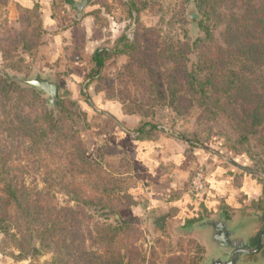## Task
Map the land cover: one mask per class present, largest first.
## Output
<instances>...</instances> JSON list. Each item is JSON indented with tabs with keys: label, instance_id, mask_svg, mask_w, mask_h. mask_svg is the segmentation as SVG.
<instances>
[{
	"label": "rangeland",
	"instance_id": "rangeland-1",
	"mask_svg": "<svg viewBox=\"0 0 264 264\" xmlns=\"http://www.w3.org/2000/svg\"><path fill=\"white\" fill-rule=\"evenodd\" d=\"M115 2L116 16L128 19L126 29L131 32L133 16L123 1ZM239 5L248 7L244 2ZM141 10L134 21L139 34L136 52L111 59L106 71L110 78L86 87L85 77L73 87L63 72L54 74L41 62L40 49L46 40L44 33L38 35V17L15 0H0V72L18 82L17 76L51 71L59 83V97L65 88L78 100L72 104L65 98L61 109L54 108L37 89L41 95L24 108L26 119L37 129L40 124L48 127L50 121L44 114L53 109L58 115L54 120L64 122L61 128L49 130L44 140L35 135L29 139L16 124L6 121L10 107L6 109L0 100V152L4 156L0 161V226L8 230L0 228V264H106L110 257L123 264H195L200 259L202 239L173 213L161 232L151 223L154 213L131 209L137 218L118 229L115 221L123 222L119 211L128 207L126 195L135 183L134 164L127 151L112 144L121 128L93 105L131 131L151 122L157 126L156 139L179 134L199 139L203 147L188 144L209 157L206 166L197 167L210 177L202 193L211 202L205 212L234 214L257 211L260 202L264 206V178L239 167L262 170L250 156L264 167V123L253 124V108L258 99H264V62L258 65V54L247 58L227 46L222 26L214 27V38L208 40L198 26L203 14L196 0H151ZM256 26L246 27L242 40L258 43V22ZM205 58H213L214 64L222 58L224 65L216 64L219 74L220 67L233 68L235 74L209 85L200 97L190 90L187 72ZM106 95L116 99L108 100ZM6 182L16 186L20 207L8 203ZM104 202L112 207L103 209ZM116 214L120 219L113 218ZM240 223L249 228V223ZM205 254L206 248L201 263Z\"/></svg>",
	"mask_w": 264,
	"mask_h": 264
},
{
	"label": "crops",
	"instance_id": "crops-1",
	"mask_svg": "<svg viewBox=\"0 0 264 264\" xmlns=\"http://www.w3.org/2000/svg\"><path fill=\"white\" fill-rule=\"evenodd\" d=\"M82 1L15 0L25 10L39 8L46 40L40 49V60L54 74L63 72L67 83L73 87L80 84L90 71L96 50L112 48L128 24V19L116 16L115 0H88L80 11L76 3ZM108 65L109 61L105 74ZM115 134L117 138L112 144L126 150L134 164L135 183L131 193L136 204L131 208L133 211L166 215V223L170 213L176 220L185 219L184 223L215 215L204 211L206 204L211 205L202 195L207 186L197 193L189 190L194 174L202 171L197 167L200 164L206 166L209 157L175 137L140 141L135 134L122 129ZM205 175L207 183L210 182V177ZM260 191L263 193V185ZM196 197H201L204 202Z\"/></svg>",
	"mask_w": 264,
	"mask_h": 264
},
{
	"label": "trees",
	"instance_id": "trees-1",
	"mask_svg": "<svg viewBox=\"0 0 264 264\" xmlns=\"http://www.w3.org/2000/svg\"><path fill=\"white\" fill-rule=\"evenodd\" d=\"M122 1L126 5L128 12L133 16L134 21H136L135 13L141 12L142 7L145 8L150 6L151 2V0H121V2ZM241 2H244L248 7L244 9L245 7L239 5V3ZM196 3L198 9L203 14L202 19L196 20L200 29H202L206 33V37L208 38V40L214 38V34L212 32V30H214V27L218 28L219 26H222V33L227 46L236 48L237 51H240L242 53V55L248 56L247 58L253 56L254 54H258V65L264 62V0H196ZM26 11H29V13H32L38 17V21L40 23V34L38 35L41 37L44 33V24L41 19L39 8L35 7L32 9H26ZM240 16H242L244 21H246L243 26L241 22L242 19H240ZM134 21L131 25V32L133 33V36H135L133 37V39L128 35L129 29H125V31L115 40L114 46L112 48H103L96 50L92 58L93 65L86 75V87H88L96 80L110 78V76H107L104 72L108 61H110L111 59H115L121 55H131L132 53L136 52L135 50L136 48H138L136 37H138L139 34L138 30L134 28L136 27ZM257 22L258 43L246 42L242 40L244 39L243 30L246 27H248L250 30L256 28ZM29 47L30 46H28V48ZM220 51L225 52L223 48H220ZM213 62V58H205L204 62L193 64L190 70L187 72L188 86L190 90L193 93L198 94L200 97L204 96V94L207 92L206 89L209 85L215 86L218 83H221L231 78V76L235 74V70L233 68L224 69L223 67H220L222 72L219 74V69L216 64L220 63L221 65H224V63L222 62V58H218L216 64H214ZM153 72L154 68L152 64V66L149 67L147 74H150L151 76ZM236 76L239 77V74H237ZM162 93L164 94V92ZM40 95L41 92H39L37 89L21 86L18 82L12 80V78L5 71L0 72V100H3V105L6 109L7 107H10L9 112L6 115V121H9L11 124H16L15 128L23 131L24 134L28 135L29 139H32L31 137L35 135L36 138L44 140L48 136L49 130L61 128L63 126L62 124L64 123L60 122L58 124V120H54V118L58 117V115L55 114L53 109H47L44 114V119L46 121H50L48 127L41 126L40 124L37 129L30 120L26 119L27 116L24 113V108L28 106L31 101L37 100ZM106 96L108 97V100L116 99L113 96ZM65 98H68V100L72 104L78 101L77 98H75L72 94H69L65 88H62L61 95L57 102V106L60 109L61 106H64ZM86 101L88 102L89 100L86 99ZM253 109V124H257L258 126H260L264 123V99H258V103L255 104ZM125 110L126 109L123 108L122 111L126 113L127 110ZM156 129L157 126H155L151 122H146L132 131L136 135L137 140H154L157 138L154 134ZM173 136L182 141H186L192 147H203L202 142H200L199 139H194L188 135L183 134L172 135V137ZM103 147H105V144L101 146L100 150H102ZM99 153L100 156L101 151ZM85 154L86 161H92V158L88 154V152ZM250 158L256 168L264 170V167H262L258 160L251 156ZM3 159L4 156L0 152V161ZM5 189L9 195L8 203L10 205H13L15 208L20 207L21 203L20 199L17 196V188L13 184V182H6ZM126 196L129 200V205L128 207L121 208L119 211L121 219L123 218L124 220L123 222H121L120 220L115 221L118 229L124 227L125 225L130 226L131 221H134L135 218H137L132 214L131 210L132 206L136 204L133 194L131 193V188L129 189V193H127ZM109 205L110 204L108 202H104L101 207H104L103 209L111 208L112 206ZM0 228L3 231L8 232V230H5V228L1 226ZM118 235L119 232L117 233L116 237ZM115 238L113 235L110 238V243L113 244L115 242ZM198 247L199 251L202 254L198 262L195 264L201 263L205 248L200 242L198 243ZM58 253H61V249L58 250ZM106 264H123V262L120 259L115 260L113 259V257H110L106 260Z\"/></svg>",
	"mask_w": 264,
	"mask_h": 264
},
{
	"label": "water",
	"instance_id": "water-1",
	"mask_svg": "<svg viewBox=\"0 0 264 264\" xmlns=\"http://www.w3.org/2000/svg\"><path fill=\"white\" fill-rule=\"evenodd\" d=\"M87 3L88 0H83L82 2H77L76 5L82 11ZM195 17L191 15V18ZM15 79L24 86L36 88L44 92L50 106L56 107L59 98V83L53 77L51 71H36L32 76L27 78L17 76ZM93 106L97 111L109 116L123 131L134 135V132L127 129L114 115L95 107V105ZM240 167L264 178V171ZM113 218L120 219V216L116 214L113 215ZM165 223L166 215H161L158 224L161 232L164 230ZM192 229L202 239L206 248V254L201 264H264V255L259 260L246 259L247 255L258 252L262 242L256 247L253 246L250 243L248 233H246L248 230L247 226L238 220L227 218L223 211L213 216H204L193 224Z\"/></svg>",
	"mask_w": 264,
	"mask_h": 264
},
{
	"label": "flooded vegetation",
	"instance_id": "flooded-vegetation-1",
	"mask_svg": "<svg viewBox=\"0 0 264 264\" xmlns=\"http://www.w3.org/2000/svg\"><path fill=\"white\" fill-rule=\"evenodd\" d=\"M260 171H264V170H260ZM260 200L261 199L259 198L258 201H260ZM225 213H226V217L229 219L249 223L248 230H249L250 243L255 247L260 242H262V244H261V247L258 250V252L254 253L252 255H247L246 259L255 260L258 257H260L262 255V253L264 252V206L261 204V202H260V206H258L257 211L255 210V211H251V212H245V211L240 210V211L235 212L233 214V213L226 210ZM159 217L160 216H153L151 218V223H153L155 227H159V225H158L159 224ZM200 219L201 218H198V220L194 219V220L186 222L185 223V225L187 227L186 229L193 232L192 231L193 224L195 222L199 221Z\"/></svg>",
	"mask_w": 264,
	"mask_h": 264
},
{
	"label": "built area",
	"instance_id": "built-area-1",
	"mask_svg": "<svg viewBox=\"0 0 264 264\" xmlns=\"http://www.w3.org/2000/svg\"><path fill=\"white\" fill-rule=\"evenodd\" d=\"M128 35L131 37V32L128 31ZM207 178L204 172L198 171L194 174L191 183L190 190L192 192H200L206 189Z\"/></svg>",
	"mask_w": 264,
	"mask_h": 264
}]
</instances>
